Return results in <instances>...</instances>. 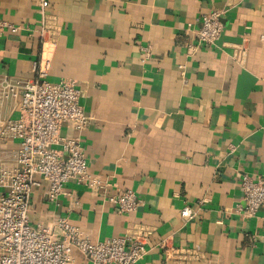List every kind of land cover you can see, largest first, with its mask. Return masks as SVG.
I'll return each instance as SVG.
<instances>
[{
    "label": "crops",
    "instance_id": "obj_1",
    "mask_svg": "<svg viewBox=\"0 0 264 264\" xmlns=\"http://www.w3.org/2000/svg\"><path fill=\"white\" fill-rule=\"evenodd\" d=\"M40 1L0 0V21L21 28L0 36V77L33 81L40 63L49 83H75L89 122L59 136L80 139L93 182L65 184L56 204L42 183L31 224L61 217L92 244L143 233L137 264H264V207L247 217L241 188L264 179V0H45L44 43ZM211 12L219 39L189 53ZM0 115L19 112L4 101ZM18 149L0 137V171ZM119 189L137 195L135 212L108 203Z\"/></svg>",
    "mask_w": 264,
    "mask_h": 264
},
{
    "label": "built area",
    "instance_id": "obj_2",
    "mask_svg": "<svg viewBox=\"0 0 264 264\" xmlns=\"http://www.w3.org/2000/svg\"><path fill=\"white\" fill-rule=\"evenodd\" d=\"M47 8L48 3L41 0L42 43L50 31ZM220 16L211 12L199 18L193 42L188 45L189 53L209 47L219 39ZM20 29L0 21V36L17 35ZM35 69L33 81L0 77V105L7 101L19 112L16 120L2 119L0 115V137L19 142L15 168L0 171V264H75L74 253L89 264H137L143 255V233L92 244L61 217L47 225L31 224L30 199L42 183H46L47 202L56 204L65 184L73 182L89 188L93 182L80 139L59 136L64 123L76 132L88 125L89 118L78 103L80 92L71 80L49 83L46 64L41 69L39 63ZM55 146L60 149H54ZM241 188L244 213L251 217L264 207V179L253 181L243 177ZM106 199L119 215H129L140 205L131 190L119 189ZM180 215L185 219L192 217L189 208L182 209ZM174 255H183V251L175 250Z\"/></svg>",
    "mask_w": 264,
    "mask_h": 264
}]
</instances>
